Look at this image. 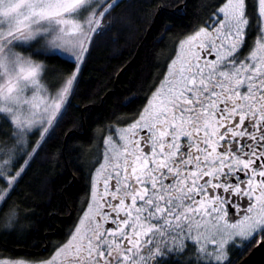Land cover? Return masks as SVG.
<instances>
[{
	"label": "snow or ice",
	"instance_id": "obj_1",
	"mask_svg": "<svg viewBox=\"0 0 264 264\" xmlns=\"http://www.w3.org/2000/svg\"><path fill=\"white\" fill-rule=\"evenodd\" d=\"M117 6L0 0V121L10 129L0 139V204L74 91L85 44ZM248 8L249 0H221L211 31L180 43L163 82L120 132L123 151L98 170L89 211L46 264H159L178 245L191 246L193 264H227L237 237L264 244V0H251V15ZM251 23L256 39L241 55ZM40 55H67L72 65L52 97Z\"/></svg>",
	"mask_w": 264,
	"mask_h": 264
},
{
	"label": "trees",
	"instance_id": "obj_2",
	"mask_svg": "<svg viewBox=\"0 0 264 264\" xmlns=\"http://www.w3.org/2000/svg\"><path fill=\"white\" fill-rule=\"evenodd\" d=\"M220 2L118 0V6L101 22L99 34L88 47L78 82L42 142L40 156L27 166L24 180L9 199L8 206H19L29 229L28 226L23 231L0 229L1 240L22 241L33 228L35 218H48L50 212L41 214V211L47 208L49 188L43 190L40 186L49 185L51 192H60L63 181L70 183L73 173L82 178L85 176L89 155L102 137L140 111L146 97L150 98L153 86H158L164 79L180 42L205 26ZM248 12L251 15V0ZM35 58L46 65V79L52 86H55L52 83L55 78L62 80L72 71L65 56L40 55ZM9 132L8 125L0 121V139H7L5 134ZM66 191L70 192L69 189ZM253 246L233 248L227 264H238Z\"/></svg>",
	"mask_w": 264,
	"mask_h": 264
},
{
	"label": "flooded vegetation",
	"instance_id": "obj_3",
	"mask_svg": "<svg viewBox=\"0 0 264 264\" xmlns=\"http://www.w3.org/2000/svg\"><path fill=\"white\" fill-rule=\"evenodd\" d=\"M212 24L213 19L211 18L205 26L199 28L198 30L208 28V30L211 31L210 25ZM198 30L189 34L181 42L189 36H194ZM255 32V24L251 23L250 27L246 29L245 46L241 49V55H245L249 51V47L256 39ZM183 54L188 56L191 55V52L188 51L187 45H185ZM179 55H181L180 45L174 59H176ZM170 66L171 63L169 67ZM163 80L160 83H162ZM145 105L146 103L136 115L125 121L123 124L115 126L102 137L100 143L97 144V146L93 149L92 154L89 155L87 172L83 178L73 173L72 181L67 184L64 180V184L62 185L60 192L56 191L55 193L50 191L52 186H40L43 190L49 188L46 197L47 208H43L41 211V214L49 211L50 213L48 218L33 219V228L28 232L25 238L22 239V241L0 239V258L9 261V264H17V262H21V264H46L58 248L69 241L70 234L73 233L74 229L79 225V222L84 217V213L89 211L93 203V197L96 191V189L93 188L94 181L99 178L102 182V176H98V170L101 165L107 163V158L110 155H115L114 150L123 151L122 146L125 141L119 139V134L122 130L127 129L129 125L135 122L138 118V114L142 111ZM40 148L41 146L38 149V154L31 159V162L40 156ZM24 178L25 177L23 175L19 184L16 186V189L20 187ZM73 181L76 183L75 186L71 187L70 185ZM67 189H69L70 192L66 191ZM13 194L14 192H12L11 196ZM55 196L58 197H56V201L53 200ZM10 198H8L6 202L0 204V229L7 232L16 230L23 231L27 228V226L29 229L27 221L22 217V210L19 206H8ZM229 216L231 217V213H229ZM202 223L206 224L209 228L211 226L210 220ZM19 249L20 251H18ZM165 256L166 259L160 260L159 264H175L182 263V261H188L193 264L195 259L190 245H188L185 250H181L178 245L176 254H165Z\"/></svg>",
	"mask_w": 264,
	"mask_h": 264
},
{
	"label": "rangeland",
	"instance_id": "obj_4",
	"mask_svg": "<svg viewBox=\"0 0 264 264\" xmlns=\"http://www.w3.org/2000/svg\"><path fill=\"white\" fill-rule=\"evenodd\" d=\"M87 46H88V45L85 44V47H87ZM88 47H89V46H88ZM65 57H67V55H65ZM34 59L37 60L35 57H34ZM37 61L41 62V63L45 66L44 71H43L42 76H41V85H42V87H43V89H44V95L47 96V97L55 96V95L59 92L60 87H61V85H62V82H63V80H64L65 78H63L62 80H58V78H55V79L53 80V82H52L53 84H55V86H52V85H51V82H49V81L46 79V65H45L42 61H40V60H37ZM58 81H59V82H58ZM68 99H69V96H68L67 100L65 101V103L62 105V108H61L60 112L56 115V118H55L54 121H53V125H54V123L56 122V120L58 119V117L60 116V114H61L63 108L65 107V105H66ZM53 125H52V127H53ZM52 127H51V128H52ZM51 128H50V129H51ZM236 244L242 245V249H243L244 247L248 246L249 244H250V245H251V244H254V246H253V248H254V247L257 245V241H256L255 239H253V240L249 243V242L244 241V240H242L241 238L237 237V238L235 239L234 242H230V243L227 245V249H226L227 256H228V260H227V262L229 261V258H230V251H231L233 248L236 247V246H235ZM236 248H240V247H236ZM253 248H252V249H253Z\"/></svg>",
	"mask_w": 264,
	"mask_h": 264
},
{
	"label": "water",
	"instance_id": "obj_5",
	"mask_svg": "<svg viewBox=\"0 0 264 264\" xmlns=\"http://www.w3.org/2000/svg\"><path fill=\"white\" fill-rule=\"evenodd\" d=\"M89 46V45H88ZM87 46V48H88ZM125 67L117 76L116 84L120 81L121 75L123 74ZM75 181L71 183V187L75 186ZM20 251V249L18 250ZM238 264H264V244H261L260 247L257 245L250 251V253L245 256Z\"/></svg>",
	"mask_w": 264,
	"mask_h": 264
}]
</instances>
